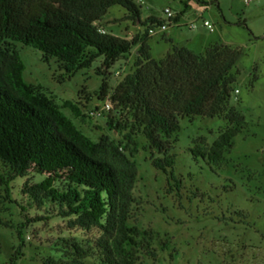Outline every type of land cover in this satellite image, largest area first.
Here are the masks:
<instances>
[{
  "label": "trees",
  "instance_id": "1",
  "mask_svg": "<svg viewBox=\"0 0 264 264\" xmlns=\"http://www.w3.org/2000/svg\"><path fill=\"white\" fill-rule=\"evenodd\" d=\"M112 6L122 7L124 20L139 22L145 29L130 38L105 30L102 20ZM179 18L175 14L166 22L155 16L142 19L135 0H0V163L12 179L41 177L22 189L38 210L55 212L69 228L99 233L88 245L73 237L57 238L54 246L61 259L46 257L43 264H85L91 254L97 256V264H136L138 253L151 245V232L129 223L138 176L137 141L132 135L145 138L158 154L153 166L166 172L175 164L169 151L180 118L225 120L210 144L190 148L195 158L214 164L245 127L244 116L229 103L240 49L215 42L196 53L170 43L162 58H153L151 30L178 23ZM15 42L40 51L45 61L54 58L63 77L102 57L97 72L104 78L96 96L111 102L110 112L117 117L107 124L117 138L105 135L93 141L40 87L26 83ZM134 48L132 70L111 88L109 67ZM80 92L90 96L85 88ZM0 225L9 223L0 218Z\"/></svg>",
  "mask_w": 264,
  "mask_h": 264
},
{
  "label": "rangeland",
  "instance_id": "2",
  "mask_svg": "<svg viewBox=\"0 0 264 264\" xmlns=\"http://www.w3.org/2000/svg\"><path fill=\"white\" fill-rule=\"evenodd\" d=\"M135 1L142 19L155 16L166 22L165 8L180 15L178 23L151 35L149 44L157 60L169 48L165 42L168 35L196 53L215 42L241 50L232 69L235 81L229 103L246 122L233 147L214 164L195 158L190 148L210 144L224 128L225 120L180 118L169 151L175 156V164L166 172L153 166L158 154L145 138L132 135L137 141L138 176L129 223L150 231L152 236L151 245L138 253L136 264H264V0H249L248 4L241 0ZM124 14L122 7L112 6L102 26L127 38L145 29L124 20ZM204 21L210 26H204ZM124 27L128 29L124 31ZM15 48L24 65L22 79L26 83L40 87L93 141L105 135L117 138L107 124L117 114L96 116L94 112L106 100L96 96L104 78L97 72L102 57L90 67L63 77L54 58L45 61L40 51L19 42ZM134 58L131 52L109 67L107 82L111 88L132 70ZM83 88L89 97L81 94ZM171 173L179 184L171 179ZM40 180L32 174L12 179L0 163V218L9 223L0 225V264L11 257L12 264H43L46 257L61 259L62 253L54 246L57 238L73 237L88 245L99 236L97 229H72L55 212L38 210L22 189L24 183ZM84 261L98 263L95 254Z\"/></svg>",
  "mask_w": 264,
  "mask_h": 264
},
{
  "label": "built area",
  "instance_id": "3",
  "mask_svg": "<svg viewBox=\"0 0 264 264\" xmlns=\"http://www.w3.org/2000/svg\"><path fill=\"white\" fill-rule=\"evenodd\" d=\"M138 1L142 2L141 0H138ZM241 1L245 4L249 3V0H241ZM163 12H164L167 20H169L175 16V14L169 8H165ZM203 25L207 26V27L210 26V24L207 21H204ZM168 26H169V24H164L161 26V28H158L157 30H151L150 33L153 34L155 31H165V30H167ZM189 27H194V25L190 24ZM101 31L104 32V29H101ZM112 109H113V106H112L111 102L108 99H106L102 103L101 107L96 108L94 112H95L96 116H100V115L109 113Z\"/></svg>",
  "mask_w": 264,
  "mask_h": 264
},
{
  "label": "crops",
  "instance_id": "4",
  "mask_svg": "<svg viewBox=\"0 0 264 264\" xmlns=\"http://www.w3.org/2000/svg\"><path fill=\"white\" fill-rule=\"evenodd\" d=\"M102 23H103V20H102ZM139 22H137V24H138ZM125 29H124V31H126L128 28L127 27H124ZM167 39H170L171 40V42H168V41H165L166 42V44H168V46H169V48L168 49H166V52L170 49V43H176V44H178V45H181V46H185V45H183V44H180L179 42H176L175 40H174V38H172L171 36H169L168 35V38ZM166 39V40H167ZM132 52L134 53V55L136 54V48H134L133 50H132ZM165 52V53H166ZM152 53V52H151ZM164 53V54H165ZM163 54V55H164ZM127 55H130V54H127ZM127 55H125V56H127ZM153 56V55H152ZM153 58H154V56H153ZM156 59V58H155ZM157 60V59H156Z\"/></svg>",
  "mask_w": 264,
  "mask_h": 264
}]
</instances>
